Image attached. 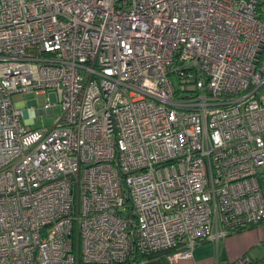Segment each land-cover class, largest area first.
I'll use <instances>...</instances> for the list:
<instances>
[{
  "label": "built area",
  "instance_id": "1",
  "mask_svg": "<svg viewBox=\"0 0 264 264\" xmlns=\"http://www.w3.org/2000/svg\"><path fill=\"white\" fill-rule=\"evenodd\" d=\"M263 222L264 0H0V264H174Z\"/></svg>",
  "mask_w": 264,
  "mask_h": 264
},
{
  "label": "crops",
  "instance_id": "2",
  "mask_svg": "<svg viewBox=\"0 0 264 264\" xmlns=\"http://www.w3.org/2000/svg\"><path fill=\"white\" fill-rule=\"evenodd\" d=\"M247 255L250 260L264 264V222L227 235L218 242L205 241L196 245L190 258L179 259L174 264H235ZM142 264H173L164 257L145 260Z\"/></svg>",
  "mask_w": 264,
  "mask_h": 264
},
{
  "label": "rangeland",
  "instance_id": "3",
  "mask_svg": "<svg viewBox=\"0 0 264 264\" xmlns=\"http://www.w3.org/2000/svg\"><path fill=\"white\" fill-rule=\"evenodd\" d=\"M15 106L24 112V121L29 128H43L45 126H54L61 118L63 111L57 96L49 92L47 94H37L34 91L24 93H15L12 95ZM54 103V115L39 112L48 101Z\"/></svg>",
  "mask_w": 264,
  "mask_h": 264
},
{
  "label": "trees",
  "instance_id": "4",
  "mask_svg": "<svg viewBox=\"0 0 264 264\" xmlns=\"http://www.w3.org/2000/svg\"><path fill=\"white\" fill-rule=\"evenodd\" d=\"M257 225H259V224H256V225H253V226H251V227H255V226H257ZM251 227H249V228H251ZM245 229H248V228H239V229H237L236 231H234V232H239V231H242V230H245ZM233 231L232 232H230L229 234H232V233H234ZM205 242V241H204ZM173 250H167V251H164V252H161V253H158V254H155V255H143L142 256V259H145V260H148V259H150V258H154L155 256H158V255H160V256H162V257H164L165 259H166V255L168 254V253H170V252H172ZM122 264H133L132 263V261H127V262H125V263H122ZM142 264V263H141ZM234 264V263H233ZM235 264H262V260H248V262H246V263H240V260H239V262H235Z\"/></svg>",
  "mask_w": 264,
  "mask_h": 264
}]
</instances>
